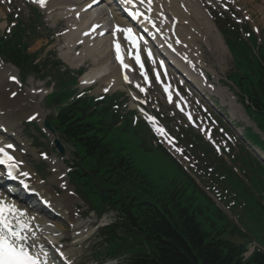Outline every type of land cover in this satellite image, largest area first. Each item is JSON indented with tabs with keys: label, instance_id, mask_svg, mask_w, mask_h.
Listing matches in <instances>:
<instances>
[{
	"label": "rangeland",
	"instance_id": "374dc122",
	"mask_svg": "<svg viewBox=\"0 0 264 264\" xmlns=\"http://www.w3.org/2000/svg\"><path fill=\"white\" fill-rule=\"evenodd\" d=\"M185 1L188 2V0H180V2H178V6L174 8V15L179 16L181 22L186 23L184 24V26H186L185 28H183V26L181 27L183 28V31L185 30L186 32L184 38L190 42L195 41V45L193 46H195V49L200 54L202 60L201 69L212 81V88H209L208 85L206 86L207 89L205 87H201L203 93L211 97V103L206 97L204 98L202 92L196 91L194 87L184 89L181 87L178 79H175L172 75L167 74L165 77L167 81L171 82L174 88H178L179 92L177 97L179 99L184 98L186 100L185 105L190 109L189 113L193 114L192 116L196 122L194 126H192L190 121H188L189 117H187V114L179 113L175 109V102L173 104L167 103L164 95L162 94L161 87L156 83H154L151 87L143 85V88L141 89H135L133 86L128 87L127 85H124L125 87L121 85L115 89L106 87V81L108 78L100 77L94 79L93 83L91 84H76L73 89L76 88V91L78 92L83 91L86 92L88 96L90 95L95 97L120 95V100L123 102L122 113L129 112L127 116H132L130 112H134V119L138 122L142 120V117L136 110L135 101L131 96L129 88L133 90L137 96L140 95V97L143 98V101H146V105L142 106H144L147 111L155 115L162 129H165L175 137L174 145L179 147L181 152L174 153L172 149H168L172 151L173 154L176 155L180 161H182V163L187 156L185 155V151L189 153L190 157L187 156L189 159V164H183L185 168L188 167V169L192 170L190 171L193 174H191L192 176L197 177L196 183L201 188V190H205L209 196L213 198L212 200L216 201L219 208L227 213L231 221L238 224L248 236L253 235L258 241H261L263 232L259 224L253 221V212L249 211L246 213V209L243 207L246 202L245 199L247 190L258 195V188L254 183L253 178H258L259 174L257 172L253 173L251 170H248L246 165L243 166V158L239 155V153L240 148H242L240 145H246L249 150L252 151L248 145V142L243 140L240 135V133L242 134L243 131H247L248 128L252 129V131L246 132V136L249 139L248 141L258 145L264 150V138L261 135H264V126H261L262 131L260 134L256 123L248 118L240 98L237 96V88L232 84L231 81H229L230 74L235 70V66H238V70L243 68V66L240 65V60L242 59L241 57L245 51H240L239 46L235 45L234 51L232 53L235 55L234 57L237 59V61H234L235 59L230 53V50L225 43V39L221 33H219V31L217 33L219 34L221 41L224 43L225 55L223 56L219 49H215V51H213L211 49V45L205 42L202 35L199 36L195 33L199 30V34H201V30H205L204 17L202 18L200 15H198L195 8L196 4H198L200 7L202 6L210 17L214 27L215 24L213 19H216L218 16L224 20L226 27H229V22L238 23L243 25V27L247 26L250 33L255 34L257 37L258 45L263 46L264 0H189L186 7ZM190 1L192 3H190ZM35 7L36 6L34 4H31L27 0H0V35H2L5 25L14 18L21 19V24L24 26V29H26L27 22L29 21L28 19L31 18L32 15L34 16L36 14L35 10H32V14H30V9H36ZM45 11L46 10L39 11V21L40 23H44V25L39 24L35 32L33 29L32 31H28V34H30L27 36L25 42L29 44L28 51L30 53L37 52V58L39 60L41 59V62L45 58L48 60L50 59V63L54 60L59 61L61 64L60 67L63 70H67L64 77L66 78L71 74V76L74 75L75 77H78L79 82L81 79H84L82 78L85 75L84 73H87L92 69L96 71L97 69H102V72L110 71L111 66L114 64L112 54V60H107L104 64L99 66L100 68H98L96 64L100 60L98 58L99 56L97 57V54L94 51L93 54H91V48H96V40L94 39L93 42L89 44L88 40H84L87 39V37L82 38L80 36L82 33L79 32L78 29H75L79 21L78 19H74L73 21V18L68 19L65 17L66 15L63 18H60L64 14L61 12L54 13L55 10L51 13ZM56 13L60 14L56 15ZM206 13L205 16H207ZM54 15L55 17L59 16L60 19L54 18ZM107 16V18L106 16H104V18L110 21L109 15ZM13 21L16 22L15 19ZM66 21L68 22L66 23ZM71 22L76 24L73 23V26ZM109 23L108 27L111 28L112 25ZM88 26V24L85 26L87 30ZM85 28L83 29L84 31H86ZM216 28L217 27H215V29ZM72 32L74 34H71ZM231 35H235V33L232 32ZM68 36H70V38ZM81 40H83L85 45L83 42H81ZM217 42V45H219V41ZM101 43L103 47L109 42L107 39H105ZM229 43L231 44V42ZM108 48L110 49V47ZM257 51L259 53L258 48L255 49L256 53ZM186 53L191 58V51L188 50ZM262 54H264V48L262 49ZM92 55L95 57H92ZM146 66L150 72L149 74L153 76V65L150 64L148 60L146 62ZM79 70L80 72H84V75H81L82 77L78 74ZM41 73L30 75L28 77L20 74V78L22 77L23 79V83L21 84L22 89L27 90V92L33 96V101L36 100L39 102L38 104L41 106L42 111L44 112L45 116L41 120H37L36 118H33L32 120L35 121L38 126L43 128L42 123L44 119H51L56 113L55 107L49 106L46 100L47 96L57 89V82L55 81L54 69L51 67V64L47 66V73L51 74L50 77L43 78L41 77ZM15 75H17V72ZM133 75L136 80H140L138 68H136ZM107 89L109 90L106 91ZM29 120L31 119L26 115L25 117L17 119L16 122H13L14 138L17 142H19H16V145L19 149L18 152L22 153L23 159L25 160V165L29 166L41 177L44 185H50L48 178L51 176V166L49 167L50 164L48 165L45 158L51 155H56V151L54 152L53 150V144L50 137L48 136L50 134L47 132V130L45 131L47 135H41L40 131H36L33 126H31L29 123H26V121ZM257 120L260 123V119ZM51 123H53V119H51ZM185 130L191 131V133L196 136V141L193 137H190L185 141V138H183L185 136V134H183ZM56 135L59 136L65 145L64 154L58 155V157L62 161L64 160L65 166L68 167V163L71 162V156H73V145L62 140V137L59 133H56ZM207 135L210 136L208 140L206 138ZM178 136L182 138L183 141H185L183 142V144H185L184 146L179 145V141L177 139ZM197 137L204 141L205 144H209L210 146V141L214 143L216 150L225 159L229 168L234 170L231 173H229L228 170H225V179H220L221 183L217 182V176L221 175L215 176L212 174L214 170H212L211 159H209L210 157L204 155L200 145L198 143L196 144V142L199 140ZM130 138L131 150L133 151V155L136 158L138 167L148 175V178L154 182V185L158 190L163 189L168 185H172L173 180L182 183L184 186L188 185L189 179L176 167V165H174L173 160L163 149L152 146L149 141H147L145 144H142V139L140 140V138H138L137 140H133L135 138L132 136H130ZM139 141L141 142V147L138 146L140 143ZM155 142L158 144L160 141L158 140L157 142V140H155ZM203 148L208 153H211V150L208 148V146L205 145ZM212 148H214L213 145ZM191 151L195 152V154H193ZM250 151H248V153L249 155H252ZM253 154L256 155L255 153ZM258 158L261 159L260 156H258ZM194 161L197 162V165L204 166L205 168L198 169ZM39 162L40 165H38L36 169V165L39 164ZM65 166L64 168L66 169ZM216 171L218 172L219 170ZM53 186L57 193H62V189L59 188L58 185L54 184ZM191 186L192 184L189 185V188ZM71 187L73 186L71 185ZM241 192H244L243 195ZM89 197L92 203H97V195H90ZM83 202L84 204L82 206H80L81 202L78 205L80 213L83 214L82 224L84 225V228L83 230L81 229L83 234L81 236H77V239H75L76 237L74 238V236L77 235L78 231L70 230V227L73 228V226H68L67 224L66 231L57 232L59 236H62V233H64L65 237L63 236L61 242L55 243L67 250L72 264H103L102 262L106 261L105 258L100 262L95 261V253L90 255V252L94 249L93 243L96 242L95 237L97 234V229L113 222L117 213L115 211H109L101 219H99L97 218L96 214L90 210L89 205L84 200ZM60 219L61 221L63 220L62 218ZM43 237L46 238V234L43 235ZM245 239L246 238L238 239L237 243L244 242ZM99 260H101V258H99ZM107 264H117V262L109 261Z\"/></svg>",
	"mask_w": 264,
	"mask_h": 264
},
{
	"label": "trees",
	"instance_id": "16d2710c",
	"mask_svg": "<svg viewBox=\"0 0 264 264\" xmlns=\"http://www.w3.org/2000/svg\"><path fill=\"white\" fill-rule=\"evenodd\" d=\"M226 35L231 37L230 33ZM17 37L1 40L0 49L23 73L37 72V56L29 55L22 36ZM230 42L233 51L235 45L245 51L240 60L243 68L234 72L232 78L244 96L247 111L264 126V47L255 57L252 47L242 39ZM70 79L69 83L76 82V78ZM67 85L70 84L61 83L62 87L48 96L47 102L57 110L53 124L75 148L77 164L71 174L72 182L87 196H98L97 187L104 186L108 201L104 204L98 196V204H92L93 208L98 215L108 210L117 213L115 221L99 231L107 244L108 257L125 264H264L261 249L243 259L247 242L237 240L247 234L174 160V165L189 179L187 186L173 180L172 185L158 190L138 167L130 136L145 144L149 132L144 124L133 127L131 118L114 112L115 98L103 102L90 97L73 99L74 91L67 90ZM239 155L243 166L259 174L253 178L258 195L247 190L243 207L246 213L253 212L252 219L260 226L264 243V167L248 155ZM215 166L221 177H225V170L233 172L220 157L215 159Z\"/></svg>",
	"mask_w": 264,
	"mask_h": 264
},
{
	"label": "bare ground",
	"instance_id": "6f19581e",
	"mask_svg": "<svg viewBox=\"0 0 264 264\" xmlns=\"http://www.w3.org/2000/svg\"><path fill=\"white\" fill-rule=\"evenodd\" d=\"M95 1L96 0H48V2L45 5H43V7H46L48 13H51L55 10L54 13L55 12H61L62 14H64L60 18H63L67 14L69 16L68 19H70L72 16H76V17L78 16L79 17L78 19H80V21H78L77 26L75 25L76 26L75 29H78V31L81 32L82 34L87 35L86 37L88 39H84V40L85 41L88 40L89 44L92 43L94 39L96 40L95 41V43H97L96 48L95 49L91 48L92 49L91 54H93V51H94L97 54V57L99 56L98 58L100 60L97 62L96 65L98 66V68H100L99 66L104 64L107 60L110 61V59L112 57L108 47L110 44L111 48H112L113 41H110L109 34L107 33V32H110V30H108L106 32L105 36L101 40H99V36H97L95 33H91V32L87 33V31L83 30L84 24H85V19L91 18L94 16L93 22L89 26V28H91V27H93V25L99 24L100 22H102L103 19L98 20L99 15L105 14L106 11L109 10V7H107L104 4L97 5V6L93 5L92 7H90L89 10H87V6L89 4H94ZM137 2H139V3H138V7L136 9H142L144 12V15H150V17H152V20H154V21H156V23H158V26L160 27V32L158 34H154L153 32L149 31L145 25L146 22L142 23V27L147 33L151 32L150 34L153 36V39L158 40L160 44H161L160 40H163L164 42H165V40L170 41L174 37V35L173 34L171 35L170 32H171V26L173 24L175 25V33L174 34L178 36V40L177 41L172 40V44L174 45V48L176 49L177 54L183 58L188 59L189 64H185V63L180 62L178 60L177 54L175 55L173 53H170L166 49H162V51L165 53H167V52L170 53L169 57L177 66L176 68H177L178 74L180 73V75H183L184 77H187V74H188L189 76H191L192 79L194 78V80H192L191 83H194L193 85H195V86H198V84L205 85L202 76L197 74L195 69L193 68V66L190 65V62H193L195 65L198 66V68L202 67L201 65H199L201 63L200 54L195 49V46H193V45H195V41L190 42L184 38L186 35V32H185V30L183 31V28L186 27V26H184V24H186V23L181 22L179 16L174 15V11H175L174 8H176L178 6V2H180V0H138ZM188 2H189V0H188ZM188 2H186L185 7L187 6ZM190 3H192V2L190 1ZM195 9H196V13L198 15H200L202 18L204 17L203 19L205 20L204 21L205 22L204 23L205 30H201L202 31L201 34H199V30H198V32H195V33L199 36L202 35L205 42L209 43L211 45V49L213 51H215V49H219V51L224 56L225 55L224 43H223V41H221V38H220L219 34L217 33V30L215 29L210 17L208 16V14L206 13L205 9L202 6L200 7L198 4H196ZM95 12H97L96 16L94 15ZM128 13H129V10L127 11V14ZM205 13L208 17L205 16ZM57 14L59 15L60 13H56V15ZM119 14H121V13H119V12L115 13V19L118 22L115 21V23L113 24V27L115 26V24L123 25V27H125L124 20L121 18V16ZM129 15H132V13ZM76 17L74 19L77 20ZM107 17L108 16H106V18ZM54 18L60 19L59 16L55 17V15H54ZM74 19H73V21H74ZM95 19H97V20H95ZM67 22L68 21H66V23ZM69 22H70V20H69ZM137 22H139L138 19H137ZM73 23L71 22L72 25H73ZM74 24H76V23H74ZM148 26H149V22H148ZM182 26H183V28H181ZM71 34H74V33L72 32ZM115 34H117V33H115ZM118 34L122 38L124 33L118 32ZM113 36L114 35L112 34V38H113ZM68 37L70 38V36H68ZM165 37H166V39H165ZM105 39H107L109 43L102 47L101 42ZM217 41H219V43H220L219 45H217V43H218ZM75 42H76V40H75ZM81 42H83V40H81ZM83 44L85 45L84 42H83ZM126 46H127L128 52L130 54H132L134 57L137 54L140 56V54H141L140 43H139L138 49L131 42H126ZM83 48H84V46H83ZM188 50L191 51V58L186 53ZM88 55H89V53H88ZM89 57H90V55H89ZM92 57H95V56L92 55ZM93 62H95V61H93ZM141 62L143 63V65H145V62L143 59H141ZM101 70L102 69H97V71H96V70L92 69V70L88 71L84 75L83 78L85 79V81H83L84 80L83 79L82 83L83 84L88 83L92 80V78H95V77L98 78L101 75V77L103 76V77L108 78L106 81L107 82L106 87H108V88H115L116 89L119 86H121L122 84H124L122 79H121V76H120V71L116 66L112 65L109 72H102ZM156 71H157V69H156ZM15 73H16V69L12 65H9V64H1L0 65V130L2 132V138H3V136H5V138L3 139V144L4 143H6V144L15 143L16 140H15L14 134H13V130H14L13 122H16L17 119H19L21 117H25L27 115L28 118L35 117L37 120H41L45 116L44 112L42 111L41 106H39V104H38L39 102H37L36 100L33 101V96H31V94L28 93L27 90L20 88V86H18L19 84H13L10 82L11 81L10 78L12 76H15ZM197 76L199 77V79ZM209 83L211 84L212 82H209ZM9 151H10L9 153H11L15 156L17 162H19L20 173L27 172L29 174L28 176H26V177L23 176V177L28 181L30 188L34 192L37 193V195H35L34 198L37 199V197L44 196L46 198V200L48 201V203L50 204V206L53 207L58 212L59 217L62 218L66 222L65 223L63 220L59 221V220L54 219V220H50L49 224H45V222L42 220L43 216L39 215L38 210H36V209L30 210L29 208H26L21 201L16 200V199H12L11 196H6L4 193H2L0 191V199H3L7 203L12 202L19 209L27 211V216H25L24 219L29 221V223L31 225V229H32V231L29 233L30 239L28 241V244L30 245V248H32V250L35 252L34 254L41 253V252H39V251H41V250H39V248L41 246H43L44 247V248L42 247L43 250L46 251L48 254V257L51 258L53 255L49 249L52 246V244H50V240H51V242L54 240H57V239L59 240L63 235H65L64 233H62V236L55 237V234L58 231H60V232L66 231V228H65L66 224L74 226V228L70 227V230L80 231V232H77L78 234L74 237L77 238V236H81L83 234V231H81V229L83 230V228H84V225L82 224L83 220L79 218V215L77 212L78 205L80 204V200L75 194L72 193L71 188L67 185V181H66L67 170L64 168V166H65L64 162L62 160H60L59 158H57L56 155H53V156L51 155V156H48L45 158L48 165L50 164L49 167L51 166L50 167L51 168V176L48 178L50 185H44V183L41 180V178L39 177V175L34 170H32L29 166H26L25 162L22 163V159H23L22 153L17 152L15 150V148H13ZM54 184L58 185V187H60V188H63V191L61 194L57 193V191L53 188ZM11 188H12V190H14L15 187L14 188L11 187ZM27 197H29V196H27ZM38 205H39V203H34L33 207H38ZM41 207H43V206H41ZM33 216H35V220H33V218H32ZM50 219H52V218H50ZM38 229H42V232H43V234L44 233L46 234L47 239L43 238V236L37 232ZM62 238H61V240H62ZM47 243H49V244H47ZM41 259H43L42 253H41Z\"/></svg>",
	"mask_w": 264,
	"mask_h": 264
},
{
	"label": "snow or ice",
	"instance_id": "6c2138e0",
	"mask_svg": "<svg viewBox=\"0 0 264 264\" xmlns=\"http://www.w3.org/2000/svg\"><path fill=\"white\" fill-rule=\"evenodd\" d=\"M36 2L41 5L46 4V0H36ZM129 2H131V0H129ZM139 15L143 14H138L136 12L132 13V16L136 19H139ZM99 27V25H96L93 28V31ZM116 31L123 32L126 39L135 45L137 49L139 48V41L142 37H138L131 27L122 28L118 25L116 27ZM115 47L117 59H119L121 64L127 68L128 65L124 64L122 49L119 42H116ZM149 55H151L150 50ZM136 60L140 63L141 68H143L144 65L138 54L136 55ZM11 79L15 80L16 77L12 76ZM125 79H127V77H125ZM169 98L171 99V95ZM150 119L154 118L150 117ZM157 131L162 133L164 132L162 128H158ZM13 148L14 145L11 144L0 146V164L6 165L8 175L16 179L17 177L13 176V170L19 167V162H17L7 151V149ZM21 175L26 177L29 174L27 172H23ZM21 183L23 184V187H28V185L23 181H21ZM25 216H27L26 210L19 209L15 204H10L3 199H0V264H47L48 254L43 250L42 246L41 253L43 259H41V253L32 254L30 252V245L28 244V241L30 239L29 233L32 229L29 221L24 219Z\"/></svg>",
	"mask_w": 264,
	"mask_h": 264
},
{
	"label": "water",
	"instance_id": "95a60500",
	"mask_svg": "<svg viewBox=\"0 0 264 264\" xmlns=\"http://www.w3.org/2000/svg\"><path fill=\"white\" fill-rule=\"evenodd\" d=\"M46 126L50 129V131H51L52 133H54V130L50 127V125H49L48 123H46ZM54 142H55L57 148H58L61 152H63V151H64V148H63V146L61 145L60 140L55 139ZM100 196H101V198H102V200H103L104 202L107 201V193L105 192V190H104L102 187H100Z\"/></svg>",
	"mask_w": 264,
	"mask_h": 264
}]
</instances>
